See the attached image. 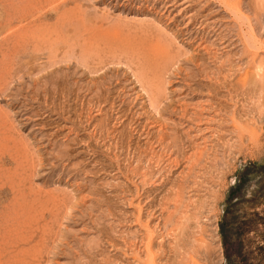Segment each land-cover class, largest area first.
I'll use <instances>...</instances> for the list:
<instances>
[{
    "label": "rangeland",
    "instance_id": "1",
    "mask_svg": "<svg viewBox=\"0 0 264 264\" xmlns=\"http://www.w3.org/2000/svg\"><path fill=\"white\" fill-rule=\"evenodd\" d=\"M0 264H264V0H0Z\"/></svg>",
    "mask_w": 264,
    "mask_h": 264
},
{
    "label": "clouds",
    "instance_id": "2",
    "mask_svg": "<svg viewBox=\"0 0 264 264\" xmlns=\"http://www.w3.org/2000/svg\"><path fill=\"white\" fill-rule=\"evenodd\" d=\"M233 183L235 182V179H233V181H232ZM249 195H250V193H249Z\"/></svg>",
    "mask_w": 264,
    "mask_h": 264
},
{
    "label": "bare ground",
    "instance_id": "3",
    "mask_svg": "<svg viewBox=\"0 0 264 264\" xmlns=\"http://www.w3.org/2000/svg\"><path fill=\"white\" fill-rule=\"evenodd\" d=\"M261 71H262V69H261ZM262 76H263V73H262ZM260 78V77H259ZM154 105V104H153ZM152 140V139H151Z\"/></svg>",
    "mask_w": 264,
    "mask_h": 264
}]
</instances>
